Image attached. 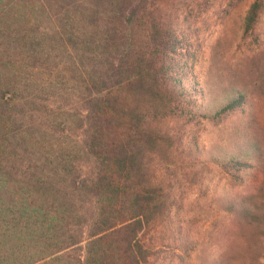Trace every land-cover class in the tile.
<instances>
[{"label":"trees","instance_id":"16d2710c","mask_svg":"<svg viewBox=\"0 0 264 264\" xmlns=\"http://www.w3.org/2000/svg\"><path fill=\"white\" fill-rule=\"evenodd\" d=\"M94 1L0 0V37L20 32L19 26L43 27L65 50L53 56L33 38L26 57L4 63L13 75L63 92L69 82L50 76L61 57L70 56L68 79L80 107L77 153L88 168L71 174L70 154L58 161L46 139L0 118V149L8 143L14 156L22 151L34 163L29 167L41 171L27 180L0 161V264H149L156 252L144 236L166 220L174 203L156 174L179 152L180 135L165 126L198 115L191 107L197 90L184 81L191 44L173 12L162 8L164 0ZM235 105L229 102L213 117ZM228 162L239 171L248 163Z\"/></svg>","mask_w":264,"mask_h":264},{"label":"rangeland","instance_id":"374dc122","mask_svg":"<svg viewBox=\"0 0 264 264\" xmlns=\"http://www.w3.org/2000/svg\"><path fill=\"white\" fill-rule=\"evenodd\" d=\"M162 8L173 12L178 30L191 44L184 81L197 90L191 107L198 115L177 117L165 126L180 135L179 152L156 175L174 203L166 220L144 236L156 252L149 264H264V0H164ZM19 29L0 37V118L46 139L58 161L62 153L70 154L71 174L86 172L77 153L80 107L68 79L72 60L62 56V66L50 76L69 82L63 92L45 89L50 82L31 86L4 63L26 57L35 46L33 38L42 40L53 56L65 50L43 27L37 33ZM233 100L232 110L213 117ZM2 139L0 129V146ZM11 148L7 143L0 149L6 171L27 180L41 174L29 167L34 163L23 159L22 151L14 156ZM233 157L248 163L239 171L228 162Z\"/></svg>","mask_w":264,"mask_h":264}]
</instances>
